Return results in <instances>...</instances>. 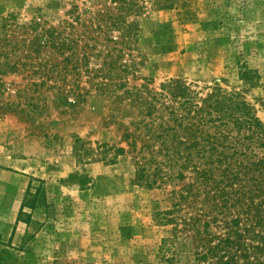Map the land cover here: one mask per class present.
<instances>
[{
	"label": "rangeland",
	"instance_id": "374dc122",
	"mask_svg": "<svg viewBox=\"0 0 264 264\" xmlns=\"http://www.w3.org/2000/svg\"><path fill=\"white\" fill-rule=\"evenodd\" d=\"M122 1L0 0V38L33 39L15 26L5 36L7 22L58 25L76 8L90 18ZM138 4L141 15L129 21L137 22L134 56L142 65L132 84L159 89L181 80L203 97L220 86L240 93L264 123V0ZM11 47L2 51L10 54ZM63 58L43 49L33 62L61 65ZM5 61L0 56V67ZM99 63L92 60V68ZM29 67L0 74V264H192L186 234L165 222L182 215L167 213L174 205L171 187L148 188L124 157L115 164L76 157L77 137L93 147L120 142L112 101L92 91L78 102L40 87ZM241 68L249 79L240 76ZM86 176L89 182L81 185ZM31 194L37 196L34 210ZM173 252L177 260L169 262Z\"/></svg>",
	"mask_w": 264,
	"mask_h": 264
},
{
	"label": "trees",
	"instance_id": "16d2710c",
	"mask_svg": "<svg viewBox=\"0 0 264 264\" xmlns=\"http://www.w3.org/2000/svg\"><path fill=\"white\" fill-rule=\"evenodd\" d=\"M141 10L138 0H123L90 18L76 8L58 25L41 19L24 26L7 22L5 36L15 26L18 34L24 31L33 39L0 38V56L6 58L0 74L30 66L40 87L78 102L92 91L110 99L120 142L93 147L77 137L78 160L115 164L124 157L148 188L171 187L174 205L167 213L182 215L165 222L186 234L193 245L192 264H264V123L240 93L220 86L203 97L181 80L159 89L132 84L142 64L134 56L137 22L129 19ZM5 44L12 45L10 54L2 51ZM43 49L63 56L61 65L35 64ZM14 53H20L17 60L10 59ZM94 59L100 61L97 68H92ZM239 74L250 78L248 70ZM79 179L86 185L90 178ZM31 197L34 210L37 196ZM168 260H177L174 252Z\"/></svg>",
	"mask_w": 264,
	"mask_h": 264
}]
</instances>
